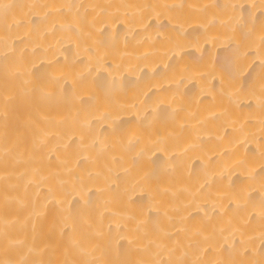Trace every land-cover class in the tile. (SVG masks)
Returning <instances> with one entry per match:
<instances>
[{
    "label": "bare ground",
    "instance_id": "obj_1",
    "mask_svg": "<svg viewBox=\"0 0 264 264\" xmlns=\"http://www.w3.org/2000/svg\"><path fill=\"white\" fill-rule=\"evenodd\" d=\"M0 264H264V0H0Z\"/></svg>",
    "mask_w": 264,
    "mask_h": 264
}]
</instances>
